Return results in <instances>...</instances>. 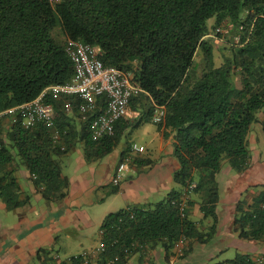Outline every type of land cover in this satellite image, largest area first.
Instances as JSON below:
<instances>
[{"label":"trees","instance_id":"obj_1","mask_svg":"<svg viewBox=\"0 0 264 264\" xmlns=\"http://www.w3.org/2000/svg\"><path fill=\"white\" fill-rule=\"evenodd\" d=\"M209 18H214L211 25ZM224 22L233 26L222 40L208 35ZM238 33L242 44L233 42ZM68 39L93 47L105 66L116 67L139 88L130 99V108L140 112L134 125L152 121L154 105H164V119L156 125L163 138L172 137L179 164L172 180L181 189L152 205L104 217L99 263L125 264L139 246L159 245L168 259L179 239L206 243L217 228V175L224 162L238 173L248 168V135L259 113L264 115V0H0V112L72 79ZM67 100L71 110L64 108ZM78 101L46 94L54 110L52 125L37 121L25 127L18 113L2 115L1 122L3 117L9 121L3 129L0 122V201L7 209L30 199L29 194L21 197L18 169L28 171L46 201H61L69 179L60 157L75 140L83 142L87 162L102 159L118 144L128 118L115 123L113 134L94 139L90 121L105 97L98 96L96 108L86 113L78 110ZM261 123L264 130V119ZM153 163L138 155L130 159L136 167ZM182 191L187 194L183 212ZM192 193L203 217L211 219L205 232L188 216ZM262 203L264 190L250 204H235L233 228L239 238L264 239ZM47 252L38 251L36 264H83L80 255L57 261ZM248 256L237 253L214 264L239 263Z\"/></svg>","mask_w":264,"mask_h":264},{"label":"crops","instance_id":"obj_2","mask_svg":"<svg viewBox=\"0 0 264 264\" xmlns=\"http://www.w3.org/2000/svg\"><path fill=\"white\" fill-rule=\"evenodd\" d=\"M258 116L259 121L254 124L263 130L261 121L264 115L259 113ZM126 117L128 120L124 121V130L134 125L140 117V112L131 109V113ZM8 124V119L3 117L1 128L7 127ZM252 128L248 135V168L238 173L226 162L217 175V228L212 237L206 243L186 241L182 251H175L168 259L159 245L154 248L139 246L127 256L125 264H184L183 262H189V253L192 256H200L202 252L206 257L201 259L199 264H214L221 261L218 253L223 252L227 245H233L237 249L235 255H264V239H241L233 228L235 204L239 200L250 204L253 198L264 190V149L259 147L258 132ZM78 141L83 144L80 140H75L74 144ZM147 144L152 151L159 152L157 158L148 157L153 159L154 163L139 167L130 165L127 170L120 172L117 184H113L112 177L123 154L126 153L125 150L115 147L102 159L87 162L83 149L78 150V155L72 157L68 153L70 147L66 152L68 154L65 153L64 157L60 158L61 164L65 165V175L69 179L68 193L61 201H46L34 190L28 171L18 169L16 176L21 197L29 194L30 199L27 204L15 209H7L0 201V264H35L34 259L42 248L50 249L48 256L57 261H60V249L68 253L67 258L90 253L102 241L101 235L93 237V234L96 226L100 227L108 213L123 208L152 205L164 199L170 190L181 189L175 186L172 180V173L179 166L173 154L172 137L163 138L157 128V131H153L148 137ZM112 187L117 190L110 192ZM189 198L192 204L188 205V216L196 222L201 231H207L211 219L203 217L197 194L192 193ZM61 237L76 240L78 248L66 250L68 245L61 241ZM95 238L97 242L89 247L84 246V240L94 241ZM210 241L214 242V246L206 253L205 246L210 244ZM99 256L100 254L95 258L91 257L89 264H100ZM196 259L198 260L197 257ZM195 262L197 261L188 264Z\"/></svg>","mask_w":264,"mask_h":264},{"label":"built area","instance_id":"obj_3","mask_svg":"<svg viewBox=\"0 0 264 264\" xmlns=\"http://www.w3.org/2000/svg\"><path fill=\"white\" fill-rule=\"evenodd\" d=\"M55 2L58 0H49ZM231 23H221L214 31L208 35L220 36V40L225 37L232 29ZM242 29V27H239ZM250 33V31H249ZM240 33L233 37L235 44H242ZM245 42V41H243ZM66 51L73 63L74 74L70 81L62 84H53L43 89L39 95L30 101L24 102L18 106L11 107L0 112V119L3 114H19L22 117V125L25 127L32 126L37 121H42L47 125H52L54 110L50 103L45 102L46 94L54 95H71L79 98L78 110L82 113L90 112L96 108V98L104 96L105 102L101 106L100 111L91 118L90 133L92 138L96 139L105 134H113L115 123L122 117H126L131 113L130 99L139 91V88L133 85L128 76L123 74L114 66H105L97 55V51L90 45L68 39L66 41ZM64 108L71 110L72 103L70 100L64 102ZM165 116L164 105H154L151 120L154 123H161ZM1 122V121H0ZM1 137V134H0ZM56 137V136H55ZM132 149L136 152L142 150L136 143L132 145ZM129 155L124 156L118 163L116 171L112 177L113 184H117L120 172L127 170L130 166ZM193 185H188L191 188ZM187 194L185 191L181 193L180 210L183 212L186 207ZM264 211V203L261 204ZM101 235V231H100ZM183 247V239H179L174 246L176 252H181ZM105 249V244L100 241L90 253L82 254L83 264H88L91 257H96ZM127 252L128 249H125ZM78 255L74 256L77 259ZM117 256H114V260ZM109 262H112L110 260ZM226 264H264V255H251L245 257L239 263Z\"/></svg>","mask_w":264,"mask_h":264},{"label":"rangeland","instance_id":"obj_4","mask_svg":"<svg viewBox=\"0 0 264 264\" xmlns=\"http://www.w3.org/2000/svg\"><path fill=\"white\" fill-rule=\"evenodd\" d=\"M213 22H214V18H209L207 20V24L211 25ZM252 127H253L252 129L255 128L256 129L255 131L258 132L257 135H258L259 140H260V142H259L260 146L259 145L258 146L263 150L264 149V141H263L264 132H263L262 128H260V126H256L255 124H253ZM153 131H157V125H156V123H154L152 121H143L138 125H131V127H128V129H125L121 132L120 137H119V141H118V144L116 145V147L119 150H125V152L127 154H129L131 157L136 156V155H140V156H146V157H151V158H157L159 156V152H156L155 150L152 151L149 148V145L148 144L146 145V141L148 140V137L151 136ZM134 143L138 144L142 150H140L139 152H136L135 150H133L132 144H134ZM143 146L145 148H143ZM82 149H83V144L78 141L69 149L68 153L70 156L75 157L79 153L78 150H82ZM68 153H66V154H68ZM64 155L65 154L61 155L60 158L64 157ZM224 163H226V162H224ZM61 165H62L63 173L65 174V169H64L65 165L64 164H61ZM174 184H175V186L180 187L178 184H176V183H174ZM93 237H100V228H98V225L95 228ZM60 239L63 243L68 245L67 246L68 248H66V250H72V248H75V249L78 248L79 244L77 243L76 240L71 239V238H67V237H61ZM62 242H61V245H62ZM95 242H97L96 238L94 241H87L86 242V240H84V246L89 247L91 244H94ZM213 244H214V242L210 241V244H207L205 246L206 247V253L210 252V249L214 246ZM47 251H48L47 252V255H48L51 252V250L47 249ZM58 251H59L60 260H64L65 258H67L68 253H65L66 251H64L63 249H60ZM236 251H237V249L233 245H227L226 249L223 252L218 253V255H220L219 260L224 261L225 259L226 260L232 259L235 255ZM187 256H188L187 260L189 262L197 261V262H195V264H199V261L206 257L205 253H203V252L200 254V256H197V254L195 256H192L191 253H189ZM196 257L198 258V260L196 259ZM34 260H35L34 263L36 264L37 263L36 259H34ZM213 260H215V259L213 258ZM208 262H211V261H208ZM183 263L188 264L186 262H183Z\"/></svg>","mask_w":264,"mask_h":264}]
</instances>
